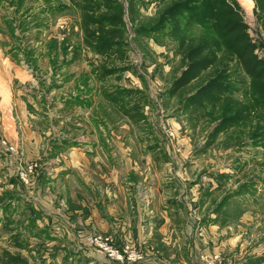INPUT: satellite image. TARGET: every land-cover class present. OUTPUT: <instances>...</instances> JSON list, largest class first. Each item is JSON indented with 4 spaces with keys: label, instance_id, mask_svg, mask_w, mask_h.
Segmentation results:
<instances>
[{
    "label": "rangeland",
    "instance_id": "obj_1",
    "mask_svg": "<svg viewBox=\"0 0 264 264\" xmlns=\"http://www.w3.org/2000/svg\"><path fill=\"white\" fill-rule=\"evenodd\" d=\"M118 1L127 10L130 3L134 7L126 16L130 59L116 63L128 70L102 81L92 71L104 59L84 46L80 14L67 0H0V49L27 73L15 79L18 134H0V143L6 141L15 151L3 150L1 157L13 166L26 161L50 171L66 164L69 175L60 177L57 169L51 179L52 191L67 193L68 202L78 193L118 192V184L107 182L113 170L125 179L126 194L156 197L157 213L158 199L164 200L163 207L172 206L155 218L166 221L167 228L153 234L154 248L173 264H264V129L257 132L255 121L218 132L220 120L210 107H187L206 78L171 95L185 67L171 27L156 25L169 0ZM237 1L255 52L264 59V19L253 0ZM142 27L147 30L141 32ZM237 88L235 95L244 98L245 83ZM127 90L140 102L143 117L135 114L130 120L106 98ZM73 147L93 152L86 153L84 167L91 185L83 188L78 187L83 177L69 164ZM141 218L138 225L146 231L149 217ZM69 232L67 253H74L77 239L107 237L89 233L82 239ZM0 236L2 245L12 248L6 244L8 234ZM48 236H20L23 245L33 244L35 264H44L40 255ZM162 242L173 244L172 249ZM4 251L0 264H6ZM129 258L133 264L142 254L130 250Z\"/></svg>",
    "mask_w": 264,
    "mask_h": 264
},
{
    "label": "trees",
    "instance_id": "obj_2",
    "mask_svg": "<svg viewBox=\"0 0 264 264\" xmlns=\"http://www.w3.org/2000/svg\"><path fill=\"white\" fill-rule=\"evenodd\" d=\"M67 1L80 14L84 46L104 59L93 67V74L104 81L128 70L119 65L130 59L126 16L129 9L133 13V5L130 3L127 10L118 0ZM253 1L257 16L264 19V0ZM159 17L156 25L160 29L170 26L171 33L177 37V51L181 52L185 67L182 76L173 83L171 95L193 80L206 78L198 92L188 98L187 107L195 111L210 107L220 120L218 132L246 128L255 121L256 131L261 132L264 129V59L255 52L257 47L251 41L249 25L238 1L169 0ZM145 30L146 27L140 29ZM117 62H120L118 66ZM240 83H245L242 99L235 95ZM106 98L118 105L130 120H134L135 114L144 116L132 91ZM130 104L133 106L129 107ZM3 258L6 264H27L24 258L8 251H4Z\"/></svg>",
    "mask_w": 264,
    "mask_h": 264
},
{
    "label": "crops",
    "instance_id": "obj_3",
    "mask_svg": "<svg viewBox=\"0 0 264 264\" xmlns=\"http://www.w3.org/2000/svg\"><path fill=\"white\" fill-rule=\"evenodd\" d=\"M11 57H13L11 53L5 54L0 49V111L3 107L2 114L0 112V134L7 135L18 134L14 110L19 102V90L15 87V79H24L23 76L27 74L25 70L21 72L18 63ZM0 150V152L8 151L7 147L1 143ZM69 153L72 154L69 164L75 167V171L83 177L78 187L91 185L89 177L84 174V167L88 160L86 153L93 154V152L89 149L73 147V151ZM1 155L0 153V160L4 161H0V179H2L0 181V234H8L7 243L6 239H3V242L12 247H4L0 242L2 252L8 251L24 258L27 264H35L36 253L31 250L33 244L30 243L27 246V243L23 245L20 241V236L35 233V235H49L44 242L46 247L43 245L44 251L40 255L44 264H132L133 260L124 253L125 249L141 252L142 258L133 264H173L165 257H160L159 251L154 248L156 243L153 236L156 231L163 233V230L167 228L166 221L158 223L155 218L169 212L172 205L163 207L164 200L158 199L159 213H157V198L150 200L148 197L126 194L125 179L115 177L114 170L111 179L107 182L118 184L116 185L119 187L118 192L92 193L89 196L78 193L74 202L69 201L70 204H68L67 193L61 192V189L58 193L52 191L55 190L53 189L55 185H52L51 179L53 174H57L55 171L57 169L59 170L57 175L60 177L65 178L69 175L66 164L58 163L59 167L51 171L44 170L45 167L42 165L38 168L39 165L29 164L26 161L13 166L5 160L6 157ZM93 160L96 161L98 158ZM93 160L91 159L90 162ZM56 179L58 180L53 178V180ZM25 187L27 193H25ZM141 217H149L147 225L144 224L146 231L143 225H138ZM136 219L138 220L135 222ZM69 230L73 231V234H80L78 236L82 239L89 233L110 236L114 240L113 245L124 253L123 257L110 258L89 242L79 241L77 237L74 242V245L77 242L74 253L71 251L67 253L66 235L71 233ZM141 233L147 234L146 240L140 238ZM79 242L82 243L78 244ZM162 244L166 249H172L173 244L170 247L163 242Z\"/></svg>",
    "mask_w": 264,
    "mask_h": 264
},
{
    "label": "built area",
    "instance_id": "obj_4",
    "mask_svg": "<svg viewBox=\"0 0 264 264\" xmlns=\"http://www.w3.org/2000/svg\"><path fill=\"white\" fill-rule=\"evenodd\" d=\"M2 144L7 147L9 151H15V148L13 146H9L6 141H2ZM89 243L104 252L110 258H122L124 253H127L128 257L130 256V251L128 249H125L124 253H122L113 245L112 240L109 237L92 235L91 237H89Z\"/></svg>",
    "mask_w": 264,
    "mask_h": 264
}]
</instances>
